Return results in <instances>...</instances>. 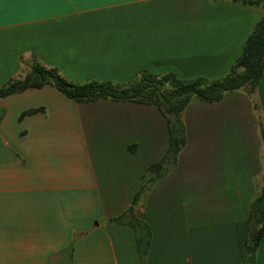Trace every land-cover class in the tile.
I'll return each mask as SVG.
<instances>
[{
	"label": "crops",
	"instance_id": "crops-1",
	"mask_svg": "<svg viewBox=\"0 0 264 264\" xmlns=\"http://www.w3.org/2000/svg\"><path fill=\"white\" fill-rule=\"evenodd\" d=\"M0 0V86L39 63L69 82L123 87L140 73L223 78L264 0ZM193 98L176 168L135 208L145 264H241L264 169V65L255 91ZM0 264H141L131 206L168 147L155 106L76 103L53 86L0 100ZM44 109V114L21 113ZM73 242L71 258L64 253ZM257 264H264V235Z\"/></svg>",
	"mask_w": 264,
	"mask_h": 264
},
{
	"label": "trees",
	"instance_id": "trees-1",
	"mask_svg": "<svg viewBox=\"0 0 264 264\" xmlns=\"http://www.w3.org/2000/svg\"><path fill=\"white\" fill-rule=\"evenodd\" d=\"M248 4H257L241 0ZM264 65V17L256 24L247 37L241 54L232 65L227 75L217 80L195 79L182 81L174 75L155 76L140 73L134 82L127 86L115 87L108 83L87 82L81 85L67 81L57 69L46 68L39 63L30 66L23 77L9 80L0 86V100L23 93L29 89L53 86L65 97L76 103L110 100L129 102L146 106H155L167 124L168 147L164 156L157 163L149 166L142 180L144 183L134 194L131 206L121 216L110 222L125 225L135 234V244L141 264H145L151 234L147 224L138 219L135 208L154 185L177 166L178 156L186 144L185 127L182 114L195 98L205 103H219L228 92L244 91L251 99L260 131L261 122L259 105L255 91L261 78ZM44 114V109H31L21 113L19 121L25 117ZM4 111L0 107V122ZM247 239L243 248L241 264H257V250L264 235V169L261 186L250 202L246 220ZM73 242L64 250L71 258Z\"/></svg>",
	"mask_w": 264,
	"mask_h": 264
}]
</instances>
